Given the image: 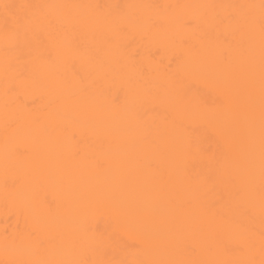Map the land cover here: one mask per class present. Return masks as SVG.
I'll return each mask as SVG.
<instances>
[{"label": "bare ground", "instance_id": "1", "mask_svg": "<svg viewBox=\"0 0 264 264\" xmlns=\"http://www.w3.org/2000/svg\"><path fill=\"white\" fill-rule=\"evenodd\" d=\"M0 264H264V0H0Z\"/></svg>", "mask_w": 264, "mask_h": 264}]
</instances>
